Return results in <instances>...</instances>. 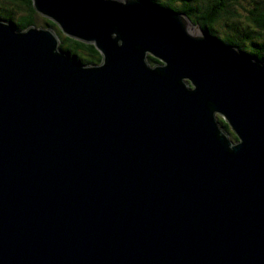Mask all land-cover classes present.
Returning <instances> with one entry per match:
<instances>
[{"label": "water", "instance_id": "1", "mask_svg": "<svg viewBox=\"0 0 264 264\" xmlns=\"http://www.w3.org/2000/svg\"><path fill=\"white\" fill-rule=\"evenodd\" d=\"M32 1L103 60L0 20V264H264V64L146 0Z\"/></svg>", "mask_w": 264, "mask_h": 264}, {"label": "trees", "instance_id": "2", "mask_svg": "<svg viewBox=\"0 0 264 264\" xmlns=\"http://www.w3.org/2000/svg\"><path fill=\"white\" fill-rule=\"evenodd\" d=\"M146 1L175 13L186 14L194 25H198L210 37L264 64V0ZM38 16L32 0H0V20L13 23L19 31L33 26L51 29L60 38L58 48L61 52L70 53L85 66L93 67L102 63L103 56L94 45L66 36L53 21L44 19L41 23ZM148 62L151 67L160 65L151 56H148ZM218 121L219 128L229 139L231 137L233 141H238L221 117Z\"/></svg>", "mask_w": 264, "mask_h": 264}, {"label": "rangeland", "instance_id": "3", "mask_svg": "<svg viewBox=\"0 0 264 264\" xmlns=\"http://www.w3.org/2000/svg\"><path fill=\"white\" fill-rule=\"evenodd\" d=\"M38 19H39V21L41 22V23H43L42 22V20H44V19H48V18H46V17H44L43 15H41V14H39L38 13ZM49 20V19H48ZM192 26H193V28H194V30L196 31V32H200V30L194 25V24H192ZM40 28H44V27H40ZM152 58H154L153 56H151ZM156 59V58H155ZM161 64V63H160ZM153 67H155V66H153ZM230 139H231V137H230ZM232 141H233V139H231ZM234 142H236V141H234Z\"/></svg>", "mask_w": 264, "mask_h": 264}]
</instances>
